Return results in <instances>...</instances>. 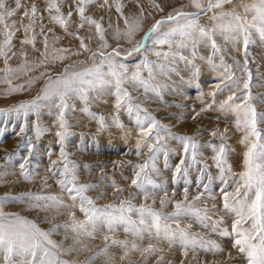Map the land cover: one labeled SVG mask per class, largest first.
I'll use <instances>...</instances> for the list:
<instances>
[{"label": "snow or ice", "instance_id": "1", "mask_svg": "<svg viewBox=\"0 0 264 264\" xmlns=\"http://www.w3.org/2000/svg\"><path fill=\"white\" fill-rule=\"evenodd\" d=\"M98 0H79L75 11L80 16V26L85 23L94 25L99 35L101 44L98 50L93 51L85 44L83 38L77 37L80 41V48L85 52H91L92 64L80 71H72L65 68L63 73L55 78L49 77L45 87L41 90V94L34 100L21 103L17 107L11 109L18 115L27 118L30 113L40 114V108L44 102H49L56 110V124L60 129L55 133L60 143V160H53V167L47 169L53 176L59 175L61 179L57 183L61 186L62 191L67 192L70 204L64 202L63 197L56 195H42L33 193H23L19 196L0 197V264H68L67 261L60 258L62 251H72V248L63 249L62 245L51 239L52 232L56 230L54 226L49 231H44L38 225L21 216H10L3 212V205L8 200H19L28 203L30 206L39 207L45 211L51 208H75L79 206L80 211L84 214V220H77L74 212H70L71 223L65 224L63 227L70 230L76 237V243H80L79 237H92L98 228L107 227L109 231L113 230L114 225H125V231L130 232L138 238H142L145 232L152 233L156 237H163L171 244L178 241L184 248V255L187 256L188 250L195 251L197 248L204 251L219 252L223 251L221 246L213 240L205 239L199 234L188 231L187 228H181L179 223L173 228L167 223L168 220H178L180 217H194L204 228H210L213 233L220 236L233 237V247L246 258V264H264V128L260 125L264 124V112H258L253 101L264 104V95H254L252 92L253 74L248 68V48L251 44H255L258 38L259 42L264 44V0H250L240 3L231 10H225L224 6L233 3V0H189V6L195 11L185 12L176 10L175 14L169 13L166 17L156 20L155 23L144 32L141 39H135V34L142 29L143 10L140 16L124 18L125 28L116 29L115 38L125 39L131 47L124 54L123 59L133 56H140L139 63L132 66L131 70L127 63L121 61V53L116 48L111 51H103L109 48L105 38V32L102 25L85 16V11L90 5H94ZM65 0H47L44 5L49 12L47 19L59 24L67 31V24L72 16V11L67 13V17L61 11V5ZM105 5L108 0H103ZM123 5L116 4L117 12L121 15ZM154 7L163 11L159 4ZM23 9L22 15L28 18V23L12 20L20 10ZM237 9H241L238 11ZM218 10V11H217ZM40 9L35 3L30 7H26L22 0H13V6L9 7L8 0H0V34L3 40L0 41V57L4 58L5 67L0 69L4 76L0 79L9 85L8 92L23 90V86H12L11 77L19 78L20 74H27L34 67L42 66L47 60H63V53L67 49H52L48 51V38L44 34V26L41 24L40 33L35 32V26L45 17L38 14ZM54 13V14H53ZM208 16L209 24L204 25L200 22L201 15ZM12 20L11 23H8ZM23 29L25 34L21 43L24 45L35 46L37 35H44L43 47L45 52L42 53L43 59L39 64L29 65L27 60L25 63L13 68L8 61L11 59L9 55H15L12 51L13 38L16 32ZM49 31H51L49 29ZM31 33V35H29ZM219 36L225 43L239 45L242 47L245 55L243 72L245 78L238 79L233 72V66L228 64L224 59L225 48L217 42L216 37ZM151 41V47L146 44ZM199 44L208 45L212 49V56L208 57V63L213 68H221V84L216 86V90L210 93L213 97L212 104L207 108H211L216 103L215 97L217 92L227 90L229 95L222 100L218 108L222 112H231L235 114V126L238 131H242L244 136L240 143L246 146L243 159V171L239 174L233 173L231 165L228 163V153L230 151L227 144V129L223 133L218 130L209 134L213 137L219 135L221 144L213 147L215 155L213 157L215 166L219 170V179L224 184L221 189L222 208L218 209L213 203L211 207L207 205L197 207L196 202L201 201L205 193L201 192L192 200L188 199V188H184V199L174 201L175 210L171 213L163 211H155L148 205L136 207L132 203V199L120 200L119 204L110 203L103 207H97L95 201L86 193L93 185L79 184L77 171L78 165L75 161L69 159L66 151V141L73 133L70 131L72 125L67 119V115L74 111V104L71 101L79 100L84 107L82 112L88 113L92 118L98 119L100 128L103 129L105 117H97L91 112L89 104L97 100L101 95L115 96V115L112 117V123L124 128L123 123L119 119V113L123 109L128 115L134 118L135 125L138 129V139L136 141V155H143V150L147 149V159L133 166L134 178L131 185L140 195L148 199L153 194V190L161 189L164 196L167 197V189L161 182L153 179V174L159 175L160 168L157 167V157L163 155L164 167H168V157L170 150L166 141L170 138L176 140L182 146L183 156L179 159L175 168V176L181 174L186 175L187 167L191 164L198 163L199 142L192 136L176 135L171 132L167 125L162 124L153 116L147 108L141 104L135 103L133 93L128 90H142L147 97L149 93L157 97L168 87L166 84L158 82V77L167 76L172 72H177L175 65L178 61H184L187 65H193V78L199 73V69L194 66L197 53L195 49ZM167 46V51L159 50L163 46ZM191 46L192 59L186 58L180 52ZM239 50V48L237 49ZM157 57V60H150L148 54ZM26 56L27 54L24 53ZM219 57V65L213 62V57ZM239 62H237L238 64ZM145 73L147 75L145 76ZM42 76L44 73L41 74ZM33 80L27 81L30 85ZM242 84V87H241ZM127 85L128 87H125ZM223 85V86H221ZM261 85H257L260 87ZM240 92L241 95H237ZM203 94H201L202 96ZM207 109H201L200 112ZM195 112L193 119L200 115ZM21 132L26 131V126L20 129ZM38 123L35 126L37 138L44 132ZM128 133L126 132L125 135ZM21 147H26L29 158H25L19 164L20 174L25 180L34 178V174L29 170V159L34 154V145L26 137ZM15 154L9 155L6 159L11 161L15 159ZM60 165L59 168L56 165ZM207 165L203 171H207ZM3 175H8L4 173ZM234 185L233 190L228 191L230 183ZM47 184V181H45ZM205 192L209 193V198L215 200V196L211 195L208 184L202 185ZM115 187V185H114ZM118 192L122 189L117 188ZM155 202V201H154ZM173 203L168 199H161V208L167 204ZM233 217L231 230L222 227L224 217L219 216L213 219L218 212ZM137 214L138 219H132L131 214ZM191 227V226H189ZM105 241L109 239L104 237ZM112 244H119L124 249L139 250L137 244L129 245L127 241L112 240ZM105 253L107 249L105 248ZM159 251L153 245L142 250V255L152 254ZM127 255V251L125 252ZM163 260V257H161Z\"/></svg>", "mask_w": 264, "mask_h": 264}, {"label": "rangeland", "instance_id": "2", "mask_svg": "<svg viewBox=\"0 0 264 264\" xmlns=\"http://www.w3.org/2000/svg\"><path fill=\"white\" fill-rule=\"evenodd\" d=\"M47 0H22L26 7H30L35 3L40 9L38 14H42L45 18L38 22L35 26V32L40 33L41 24L44 26V34L48 38L49 49H67L63 53V60H47L42 66L34 67L27 74H20L19 78L11 77L12 86H23V90L8 92L9 85L0 79V197L6 195L19 196L23 193H33L42 195L61 196L66 204H70L68 193L62 191L57 180L61 179L59 175L53 176L48 168L53 167L51 161L60 160V143L55 133L59 131L56 124V110L49 102H44L40 108V114L30 113L27 118L12 112L11 109L17 107L21 103H27L34 100L41 94V90L45 87L49 77L55 78L62 74L65 68L72 71H80L92 64L91 52H85L80 48V41L77 37L83 38L85 44L93 51L98 50L101 41L96 32L94 25L84 24L80 26V16L75 11L79 0H65L61 5V11L67 17V13L72 11V16L67 24V31L59 24L47 19L49 12L44 5ZM245 3L250 0H244ZM122 4V15L116 10V4ZM240 3V0H233L232 4L225 5V10H231ZM9 7L13 6V0H8ZM155 4H159L163 11H160ZM143 10L142 29L135 34V39L139 40L143 37L144 32L150 28L156 20L166 17L169 13L175 14L176 10L185 12L195 11L189 6V0H108L105 5L103 0H98L94 5L88 6L85 16L98 21L105 32V38L109 48L103 51H111L116 48L121 53V61L127 63L130 70L133 65L139 63L141 57L133 56L123 59L124 54L131 47L127 40L121 38L116 39V29L124 30V18H132L140 16ZM241 11V9H237ZM218 11V10H217ZM23 9L12 18L18 22L28 23V18L22 15ZM54 14V13H53ZM201 15L200 22L204 25L209 24L208 16ZM9 20L8 23H11ZM49 29L51 31H49ZM31 35V33H29ZM25 34L23 29L16 32L13 38V49L15 55H11L8 61L9 65L16 68L25 63V60L32 64H39L43 59L42 53L45 52L43 47L44 35H37L35 46L24 45L21 40ZM217 42L224 46L223 53L225 61L233 66L235 76L243 80L245 74L243 72L244 51L241 46L225 43L219 36L216 37ZM255 44H251L248 48L247 59L249 61L248 68L253 74L252 92L254 95H264V44L260 43L258 38ZM3 35L0 34V41ZM151 47V41H146ZM239 48V50H237ZM159 50L167 51V46H163ZM192 48L189 46L180 49L182 55L188 59H192ZM197 56L194 66L199 69L198 75L193 78V65H187L184 61H178L175 65L177 72H172L167 76L158 77V82L166 84L168 87L162 92L160 97L149 93L146 97L142 90L136 91L131 87L128 88L133 93L134 102L141 104L155 116L162 124L167 125L172 133L176 135H188L194 137L199 142L198 163L191 164L187 167L186 175L181 174L175 176V168L179 159L184 155L182 146L176 140L168 139L170 155L168 157V167H164V157H157V167L160 168V174H153V179L161 182L167 189V197L161 189L153 190V194L148 199L137 192V189L130 186L131 180L134 178L133 166L144 162L148 157L147 149L143 150V155L137 156L136 141L138 139V129L135 125L134 118L130 117L125 110L119 113V119L123 123L124 128H119L112 123V117L116 114L115 96L101 95L97 100L90 102L89 108L97 117L104 116L105 124L103 129L100 128L98 119L92 118L88 113L82 112L83 103L79 100L71 101L74 104V111L67 115L69 123L72 125L70 131L73 133L65 144L69 159L75 161L78 165V183L90 184L92 188L86 193L91 197L97 207L115 203L119 204L120 200L135 198L132 203L136 207L148 205L155 211H163L171 213L175 210L174 201L184 199V188H188V199L192 200L201 192L205 193L201 201L196 202L197 207L207 205L211 207L213 203L218 209L222 208L221 189L224 184L219 179V170L215 166L213 159L215 152L210 145L218 146L221 144L219 135L213 137L209 133L215 130L223 133L227 129V144L230 149L228 153V163L231 165L233 173L239 174L243 171V159L246 146L240 143L244 133L238 131L235 126V114L231 112H222L219 110V103L224 100L229 92H217L215 101L211 108H207L212 104L213 97L210 95L216 90V86L221 84V73L223 69L213 68L208 63V57L212 56V49L208 45L199 44L195 49ZM24 53L27 55L25 56ZM150 60H157V57L148 54ZM213 62L219 65V57H213ZM237 62H239L237 64ZM5 67L4 58L0 57V69ZM44 73L42 76L41 74ZM147 73H145V76ZM4 76L0 71V78ZM34 82L30 85L29 80ZM257 85H261L257 87ZM223 86V85H221ZM125 87H128L125 85ZM242 87V84H241ZM201 94H203L201 96ZM237 95H241L237 92ZM258 112H264V104L253 101ZM201 109H207L200 112ZM195 112L200 115L193 119ZM37 123L45 129L37 138L35 126ZM26 126V131L21 132L20 129ZM264 128V124L260 125ZM128 133L125 135V133ZM28 138L34 145V154L29 159V170L34 174V178L25 180L20 174L19 164L25 158H29L26 147H21L25 138ZM15 154V159L8 161L6 158ZM207 165V171H203ZM57 168L60 165H56ZM8 173V175H3ZM47 181V184H45ZM208 184L212 196L215 200L209 198V193L205 192L202 185ZM115 185V187H114ZM234 185L230 183L228 191L233 190ZM122 189L118 192L116 189ZM168 199L173 203L167 204L161 208L160 200ZM155 201V202H154ZM3 212L10 216H21L35 222L39 228L44 231L51 230L54 226L56 230L52 232L51 239L62 245L63 249L72 248V251H62L60 258L67 261L68 264H246V258L243 254L233 247V237L220 236L213 233L210 228H204L194 217H180L178 220H168L167 223L173 228L179 223L181 228H187L189 232L199 234L205 239H210L218 243L223 251L212 252L204 251L197 248L195 251L188 250L187 256L184 255V248L178 242L171 244L162 236L156 237L154 230L152 233L145 232L142 238H138L130 232H126L125 225H114L113 230L105 227L98 228L92 237H79L80 243H76L75 234L70 230H66L63 225L70 224L71 218L69 213L74 212L77 220H84L85 216L80 211L79 206L75 208H51L47 211L30 206L28 203L19 200H8L3 205ZM132 219H138L137 214L133 213ZM224 217L222 227L231 230L233 217L225 215L222 211L218 212L213 219ZM191 226V227H189ZM109 239L105 241L104 237ZM112 240L127 241L129 245L137 244L139 250L124 249L119 244H112ZM151 244L159 251L150 255H142V250ZM105 248L107 249L105 253ZM127 251V255L125 252ZM163 257V260H161Z\"/></svg>", "mask_w": 264, "mask_h": 264}]
</instances>
